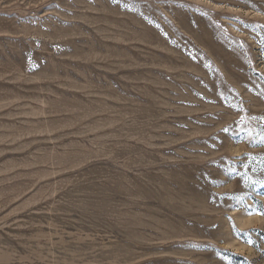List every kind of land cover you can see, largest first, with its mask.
<instances>
[{
  "label": "rangeland",
  "instance_id": "1",
  "mask_svg": "<svg viewBox=\"0 0 264 264\" xmlns=\"http://www.w3.org/2000/svg\"><path fill=\"white\" fill-rule=\"evenodd\" d=\"M264 0H0V264H264Z\"/></svg>",
  "mask_w": 264,
  "mask_h": 264
},
{
  "label": "snow or ice",
  "instance_id": "2",
  "mask_svg": "<svg viewBox=\"0 0 264 264\" xmlns=\"http://www.w3.org/2000/svg\"><path fill=\"white\" fill-rule=\"evenodd\" d=\"M262 119H264V118H262Z\"/></svg>",
  "mask_w": 264,
  "mask_h": 264
}]
</instances>
